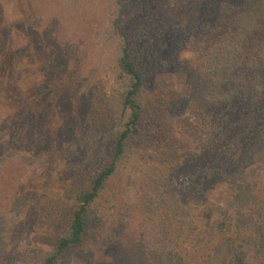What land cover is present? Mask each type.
Listing matches in <instances>:
<instances>
[{
    "label": "trees",
    "instance_id": "trees-1",
    "mask_svg": "<svg viewBox=\"0 0 264 264\" xmlns=\"http://www.w3.org/2000/svg\"><path fill=\"white\" fill-rule=\"evenodd\" d=\"M15 1L23 4L28 16L21 39L30 50H36L35 58L44 68L49 43L53 47L60 40V45L73 46L71 51L77 47L89 52L109 38L110 47L99 50L114 56L116 96L111 111L103 110L104 115L94 122L82 148L72 151L65 140L59 141L50 122L46 123L50 137L40 147L38 142L37 146L28 143L30 129L23 125L32 126V138L45 135L41 118L48 115L53 100L43 85L30 83L37 94L30 109L33 121H25L30 110L22 107L17 116L22 126L11 137L13 144L0 140V264L7 235L20 221L28 226L48 220L59 228L52 248L23 250L21 264H62L69 255L79 253L93 226L104 227L117 219L125 203L123 174L139 155L140 147L161 143L162 139L155 140L159 127L165 135L173 126L168 119L179 124L192 103L202 118L200 149L179 153L157 167L146 165L138 178L141 193L133 208L151 216L157 210L174 211L188 196L197 195L192 182L201 176L224 182L229 188L217 221L206 227L198 219L195 223L177 217L169 224H155L137 243L128 246L107 240L97 258H79L83 264H264V0H194V6L185 2L171 13L161 8V0H116L117 12L108 27L93 34V41L91 35L80 39L82 44H69L76 42L72 17L78 14L74 11L80 0ZM94 1L101 2L89 0L92 8ZM177 1L169 0L174 7ZM170 14L195 17L167 32ZM56 15L58 19L53 17ZM185 46H190L195 56L191 65L179 60ZM74 66L79 71L80 67ZM181 71L189 94L175 100L161 99L170 109L163 114V108L154 102L152 86L158 75ZM28 72L34 75L38 70L16 67L12 74L14 79H24ZM195 84L200 87L196 89ZM11 87L9 100L19 106L23 94L16 83ZM39 95L43 99H38ZM54 148L66 162L79 164L81 180L75 183L72 176L61 196L54 197L52 204L46 203L42 216L35 217L27 213L32 196L18 183L19 173L33 158L34 149ZM87 163L92 165L87 167ZM183 174L188 183L174 186V178Z\"/></svg>",
    "mask_w": 264,
    "mask_h": 264
},
{
    "label": "rangeland",
    "instance_id": "rangeland-1",
    "mask_svg": "<svg viewBox=\"0 0 264 264\" xmlns=\"http://www.w3.org/2000/svg\"><path fill=\"white\" fill-rule=\"evenodd\" d=\"M88 1H78L74 11L78 14H73L72 17L75 27H77L76 42L69 44L77 42L82 44L83 40L80 39H85L89 35L93 41L96 39L93 34H100L103 29L108 27V21L116 15V0H100V3L94 1L93 8L88 5ZM160 2L161 8L170 13L174 9L177 11L179 6L185 2L189 3V7L194 6V0L177 1L175 7L169 0H161ZM62 3L64 6L67 5L65 2ZM2 6L4 7L2 8ZM25 9L21 2L0 0V140L9 145L13 144L11 137L15 136L19 127L22 126L17 117L20 116L21 108L26 107L29 110L34 108L33 101L37 94L34 92V88H30L29 85L35 81L39 85H43L47 90V97L53 100V103L50 108H47L48 115L41 118L44 123L42 128L45 130V135L43 133L44 136L42 135L40 139L32 138L31 131L33 128L30 124L25 123L23 125L27 130L30 129V134L27 136L28 143L37 146L38 142L40 147L46 144L50 137L46 123L50 122L52 126L56 127L57 139L62 142L65 140L64 144L69 146L72 151H77L82 148L85 141L89 140L94 122L104 115L103 110L111 111L112 102L116 96V84L112 70L114 56L110 58V51L107 52L106 50L104 53H100L102 50H99H104L107 46L110 47V43H107L109 38L105 39V44L102 47L97 45L89 52L77 47L71 51L70 47L73 46L60 45V40L57 44L53 43V47L49 43L47 45V68H44L40 66L41 61H37L35 58L36 50L35 52L33 49L30 50L25 43L26 40L21 39L20 33L26 31L25 27H27L25 23H27L26 18L28 16L25 14ZM89 13H96L98 17H89L87 16L90 15ZM195 14L199 16L197 12ZM57 16L53 17L57 18ZM63 16L65 19L68 17L66 13ZM194 17L195 15L186 14L175 18L170 14L168 16L170 25L166 31H176ZM85 21L89 24L85 25ZM184 49L179 60L187 61L191 65L193 63L192 57L195 58L192 54L193 50L190 46H185ZM48 55H52L51 58ZM21 60L24 64L20 63ZM74 65L80 67L79 71L75 69ZM16 67L21 69L34 68L38 72L34 75L28 72L25 73L24 79H14L12 73L15 72ZM155 82L156 84L152 86L154 102L160 104V107L163 108L161 111L163 114L169 112L170 109L165 108L161 99L175 100L177 96L189 94L190 87L185 83L183 71L158 75ZM15 83L23 94L19 106L9 100L8 93L12 91L11 85L14 86ZM199 85L195 84L194 87L198 89ZM38 99H43V96L39 95ZM193 99L195 98L193 97ZM40 105L42 108L45 107L43 103ZM26 115L28 118H25V121L29 118L33 121L32 110L28 111ZM168 123L173 126L165 135L159 132L164 131L162 126L157 131L159 136L155 140L162 139V142L147 146L142 145L139 149V155L126 168L122 180L125 203L118 213L117 219L104 224V227L93 226L79 253L74 252L69 255L62 264H83L79 256L97 258L100 247L107 240L121 241L128 246L137 243L142 239V235L146 237V234L154 230V225L161 222L169 224L171 221L182 217L185 221L190 218L195 223L198 219L201 225L208 227L217 221L218 210L227 198L229 188L224 182L204 179L201 176L192 182L198 189L197 195L188 196L186 203L181 204L174 211L157 210L156 215L151 216L143 214L140 209L135 210L133 208L141 193L138 178L143 174V168L145 169L146 165L157 167L165 161L175 159L179 153L199 150L201 147L204 137L202 118L193 103L190 104L182 122L174 124L169 118ZM58 147L59 145L56 148ZM57 152L58 150L55 148L52 151H36L34 149L32 151L33 158L24 165L22 172L19 173L18 183L21 184L22 188L28 189L32 196V202L27 208L29 215L42 216V207L46 203L47 205L52 204L54 197L61 196L63 188L71 183L72 176L75 178V183L81 180V168L77 171L79 164L73 166L75 162L71 165V162H66L65 158ZM60 152L65 154L66 151L60 150ZM91 165V163L85 164L87 167ZM187 183L188 178L185 174L176 176L172 181L176 187L185 186ZM32 223L34 221L25 226L20 221L12 228L7 235L6 252L1 259V264H21V255L25 249L34 248L43 252L52 248L59 228L48 220L36 225ZM159 226L160 224L158 228ZM117 234L118 236H116Z\"/></svg>",
    "mask_w": 264,
    "mask_h": 264
}]
</instances>
